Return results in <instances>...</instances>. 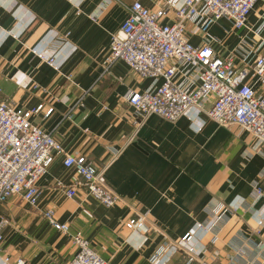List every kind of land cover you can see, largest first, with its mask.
Returning <instances> with one entry per match:
<instances>
[{"label":"crops","instance_id":"1","mask_svg":"<svg viewBox=\"0 0 264 264\" xmlns=\"http://www.w3.org/2000/svg\"><path fill=\"white\" fill-rule=\"evenodd\" d=\"M132 1L0 0V102L23 109L41 104L31 122L69 154H83L101 167L118 198L106 207L81 186L67 197L63 188L79 178L56 155L36 181L34 206L17 197L0 204L6 219L0 264L17 258L19 264H64L75 231L110 264H151L159 250L153 264H185L188 254V264H264V144L257 146L235 124L217 125L194 107L174 121L154 114L138 120L125 96L152 87L153 80L138 77L122 61L102 70L109 35ZM138 1L147 8L160 3ZM189 40L208 42L235 63L251 59L264 52V0L255 2L246 27L233 29L221 18L205 34L194 29ZM38 54L52 56V64ZM47 108L51 112L43 117ZM254 187L263 191L256 200ZM220 204L226 213L206 231L202 226ZM46 208L68 225L67 233L47 223L41 215ZM140 216L142 229L124 227ZM184 233L191 238L183 243Z\"/></svg>","mask_w":264,"mask_h":264},{"label":"built area","instance_id":"2","mask_svg":"<svg viewBox=\"0 0 264 264\" xmlns=\"http://www.w3.org/2000/svg\"><path fill=\"white\" fill-rule=\"evenodd\" d=\"M256 1L160 0L157 7L147 8L133 0L126 6V17L118 29L109 35L102 70L107 72L114 62L122 61L138 77L153 80L152 87L130 90L125 96L138 120L154 114L174 121L194 107L217 125L239 126L261 146L264 144V52L235 63L233 56H221L208 42L193 44L189 40L194 29L205 34L221 18L229 20L233 29L246 27L247 15ZM37 56L48 64L53 62L52 56ZM206 104L209 106L204 108ZM77 106H82L80 101ZM41 110V104L23 109L10 102H0V204L17 197L34 206L36 181L56 155L79 178L63 188L67 197H73L75 188L81 186L85 195L103 206L114 204L118 198L104 183L101 167L83 154H69L49 132L31 122V117ZM50 112L51 108L45 109L43 117ZM262 195L261 189L253 188L252 199ZM226 211L221 204L212 207L214 217L202 227L206 231L217 228ZM41 215L54 229L68 232V225L58 222L51 208L42 210ZM5 223L6 219L0 217V242ZM124 227L142 229L143 217L129 218ZM190 238L189 233H184L180 241L188 242ZM215 239L213 233L211 242ZM70 240L73 251L64 264H110L90 248L89 241L79 231L71 233ZM159 253L160 250L151 256V264ZM191 259L188 254L185 264ZM19 263L17 258L15 264ZM200 264L210 263L202 260Z\"/></svg>","mask_w":264,"mask_h":264}]
</instances>
